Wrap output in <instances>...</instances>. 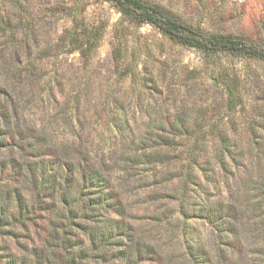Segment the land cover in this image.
I'll list each match as a JSON object with an SVG mask.
<instances>
[{"label": "rangeland", "instance_id": "obj_1", "mask_svg": "<svg viewBox=\"0 0 264 264\" xmlns=\"http://www.w3.org/2000/svg\"><path fill=\"white\" fill-rule=\"evenodd\" d=\"M147 1L264 45V0ZM50 165L72 206L34 185ZM0 264H264V61L114 0H0Z\"/></svg>", "mask_w": 264, "mask_h": 264}, {"label": "trees", "instance_id": "obj_2", "mask_svg": "<svg viewBox=\"0 0 264 264\" xmlns=\"http://www.w3.org/2000/svg\"><path fill=\"white\" fill-rule=\"evenodd\" d=\"M119 9L128 16H133L135 19L147 24H151L161 30L164 34L169 36L172 40L184 46L192 47L207 54H217L223 52H231L237 54H244L253 56L264 61V45L257 43L253 40L223 36V35H210L192 27L185 23L181 19L169 13L165 8L147 0H114ZM99 30L89 29L87 26H83L80 30L76 28L73 31L68 32L66 39L70 45H77L83 53H86L84 46L87 50L93 46L96 34ZM66 40V41H67ZM91 51V50H90ZM86 55V54H85ZM117 63L119 56H117ZM234 101L232 98H230ZM49 169V170H48ZM58 167L56 166H41L40 170L36 173V180L34 185L37 189L42 190L46 188V182L53 189H59V193L62 194L65 201H68L72 206L75 200L70 202V195H68V186L70 177H65L66 186L61 187V182H58L59 175ZM69 172H73L71 168H68ZM49 174L50 178L46 176ZM73 176V174L71 173ZM98 173L95 172L91 176L81 173L82 180L86 183V180H94L99 178ZM113 229V226L107 228H101L93 234H97L100 240H104V237ZM92 234V235H93ZM237 240V239H235ZM239 243V242H238ZM242 247V244H239Z\"/></svg>", "mask_w": 264, "mask_h": 264}]
</instances>
